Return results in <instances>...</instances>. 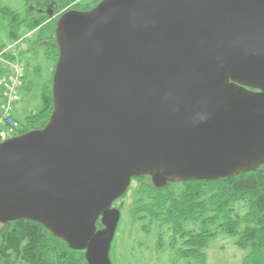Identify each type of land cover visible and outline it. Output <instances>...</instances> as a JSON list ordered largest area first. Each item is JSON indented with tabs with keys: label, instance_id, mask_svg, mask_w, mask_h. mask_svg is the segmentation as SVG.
<instances>
[{
	"label": "water",
	"instance_id": "obj_1",
	"mask_svg": "<svg viewBox=\"0 0 264 264\" xmlns=\"http://www.w3.org/2000/svg\"><path fill=\"white\" fill-rule=\"evenodd\" d=\"M56 36L49 124L0 143V223L38 222L112 264L132 178L264 165V0H103Z\"/></svg>",
	"mask_w": 264,
	"mask_h": 264
},
{
	"label": "trees",
	"instance_id": "obj_2",
	"mask_svg": "<svg viewBox=\"0 0 264 264\" xmlns=\"http://www.w3.org/2000/svg\"><path fill=\"white\" fill-rule=\"evenodd\" d=\"M22 1L23 13L3 6L0 0L7 43L31 33L22 53L41 54L53 64L54 77L60 55L56 36L59 18L71 10L90 11L103 0ZM7 43H0V51ZM7 58L13 60L12 56ZM34 69L41 74V67ZM4 74L5 69H0V75ZM29 87L25 82L21 89ZM40 102V110L28 116L25 125L17 126L13 136L43 130L49 124L54 110L53 78L43 88ZM132 182L138 183V190L129 211L131 225L140 226L145 236L156 230L154 245L158 251L168 250L172 264H207V246L220 235L234 238L238 248L248 251L242 264H264V165L218 180L157 184L150 176H144L134 177ZM128 191L114 203L117 206L121 202L117 206L121 214ZM97 228H103L100 221ZM110 258L112 261V248ZM0 264L89 263L84 250L71 248L38 222L21 219L0 223Z\"/></svg>",
	"mask_w": 264,
	"mask_h": 264
},
{
	"label": "rangeland",
	"instance_id": "obj_3",
	"mask_svg": "<svg viewBox=\"0 0 264 264\" xmlns=\"http://www.w3.org/2000/svg\"><path fill=\"white\" fill-rule=\"evenodd\" d=\"M3 6H8L24 12L22 0H2ZM51 12V11H50ZM31 37V33L25 34L21 40L7 43V29L5 22L0 19V43L23 42ZM0 52H3V51ZM8 55L0 56V69L5 68V61H10ZM10 56V55H9ZM21 58L26 62L25 82L30 85L29 89H21L18 99L14 105V114L18 126L26 124V119L41 108L40 97L43 88L53 78V64L45 60L41 54L21 53ZM35 66L41 67L42 72L38 75L34 69ZM16 133V129H15ZM14 136H9L12 138ZM138 183L132 182L126 199H124V210L121 214V220L112 243V263L113 264H172V258L166 249L158 251L154 245L157 238V231L154 230L151 235L145 236L140 230V226L131 225L129 211L135 201ZM121 202L117 203V206ZM114 205V207L117 208ZM141 244V245H140ZM143 244V245H142ZM147 248V249H146ZM115 252V254H114ZM248 251L240 249L235 245V239L220 235L210 241L207 246V264H242ZM186 264V262H180Z\"/></svg>",
	"mask_w": 264,
	"mask_h": 264
},
{
	"label": "built area",
	"instance_id": "obj_4",
	"mask_svg": "<svg viewBox=\"0 0 264 264\" xmlns=\"http://www.w3.org/2000/svg\"><path fill=\"white\" fill-rule=\"evenodd\" d=\"M26 49V43L16 42L9 44L5 50H2L3 52H0L1 58L4 55H10L13 58V60L5 61V74L0 75V143L9 139V136H13L18 126L14 105L25 83L26 62L21 58V53Z\"/></svg>",
	"mask_w": 264,
	"mask_h": 264
},
{
	"label": "flooded vegetation",
	"instance_id": "obj_5",
	"mask_svg": "<svg viewBox=\"0 0 264 264\" xmlns=\"http://www.w3.org/2000/svg\"><path fill=\"white\" fill-rule=\"evenodd\" d=\"M252 90H255V91H257L256 89H254V88H251Z\"/></svg>",
	"mask_w": 264,
	"mask_h": 264
}]
</instances>
